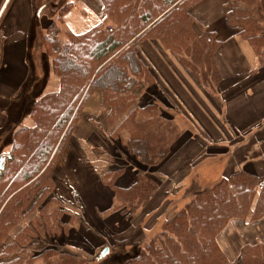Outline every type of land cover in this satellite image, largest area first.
Masks as SVG:
<instances>
[{"label": "trees", "instance_id": "obj_1", "mask_svg": "<svg viewBox=\"0 0 264 264\" xmlns=\"http://www.w3.org/2000/svg\"><path fill=\"white\" fill-rule=\"evenodd\" d=\"M203 0H101L104 25L67 39L52 24L44 39L57 92L32 103V128L14 133L0 176V264H85L83 258L47 249L37 253L33 240L66 235L71 218L53 196V171L71 138L79 113L90 94L99 91L108 107L106 121L113 141L124 140L127 155L146 171L158 167L178 140L173 121L155 105L135 107L143 88L155 80L137 54L145 41H155L190 71L211 95L221 78L214 63L220 42L212 33H199L191 14ZM226 19L264 65V0H224ZM68 10H60L62 16ZM124 171H106L102 184L116 201V211L130 220L145 208L157 190L143 172L121 187ZM194 186L187 189L192 191ZM195 195L165 220L160 232L124 264H264V243L245 245L229 261L217 238L232 219L255 222L264 217V176L234 172ZM69 216L68 223L63 217ZM25 220L29 223L25 224ZM126 242V241H125Z\"/></svg>", "mask_w": 264, "mask_h": 264}, {"label": "crops", "instance_id": "obj_2", "mask_svg": "<svg viewBox=\"0 0 264 264\" xmlns=\"http://www.w3.org/2000/svg\"><path fill=\"white\" fill-rule=\"evenodd\" d=\"M64 7L67 12L59 16ZM191 14L199 33H212L220 42L214 63L221 80L214 94L208 93L157 42L145 41L137 50L155 82L143 88L135 107L155 105L161 116L173 121L178 129V140L167 159L151 169L152 173L157 170L167 193L161 194L157 184L148 205L130 220L117 211L108 215L117 204L113 192L101 181L111 158L110 150L117 147L120 153L115 151V155L130 157L124 140L113 141L108 135L109 110L99 91L92 92L85 101L71 139L57 160L52 173L53 196L91 227L103 228L107 217L115 216L128 227L135 219L130 231H116L133 234L144 226L147 217L165 220L164 212L173 210L172 191L182 192L175 191L170 177L177 176L183 164L189 169L182 177L183 188L203 184L199 189L203 190L238 171L264 176V65L238 35L239 29L228 24L224 0H203ZM106 21L101 0H0V158L8 155L17 129L33 127L29 113L32 103L43 94L59 90L51 58L44 50L48 28L57 24L59 39L62 36L66 40L67 34L79 36L98 25L110 27ZM209 158L218 163L211 165ZM161 168L166 172L158 173ZM197 168L200 176L195 178ZM125 169L118 181L121 187L135 182L134 166ZM62 184L68 187L69 197ZM108 189L113 198L107 201L93 193L100 190L107 194ZM217 243L229 261L237 260L243 246L264 243V217L255 222L230 220Z\"/></svg>", "mask_w": 264, "mask_h": 264}, {"label": "rangeland", "instance_id": "obj_3", "mask_svg": "<svg viewBox=\"0 0 264 264\" xmlns=\"http://www.w3.org/2000/svg\"><path fill=\"white\" fill-rule=\"evenodd\" d=\"M106 23L108 24L109 21H106ZM111 28L112 25H110V27H106V26L103 27L106 33H110L109 30ZM60 38L61 41H65V38H62V36H60ZM30 75H32V73ZM33 93L35 92L33 91ZM78 120H79V116H78ZM94 125L101 126V123L95 122ZM108 129L110 128L108 127ZM115 151H118L120 153V150L117 147H115L113 151L110 150L111 158L109 159L108 168L106 169V171L109 170L112 171L117 169L118 170L122 169L124 171L126 170L125 168H127V166L128 167L134 166L135 176L139 172H143L150 177L156 174V176L154 175L155 176L154 178L152 177L151 178L156 182V184L160 185L161 194L167 193L168 190L166 187L163 186L164 183L163 181H161L162 178L158 176L157 170L156 173H152V171H149L148 169H146V171H143V169H141L139 165H137L133 160H131V158L127 159L125 156L124 157L121 156L119 158V155H115ZM132 161L134 162V164L132 163ZM207 161L211 162V165L213 163L215 164L218 163V162H213L211 158L207 159ZM181 166L183 167L177 170L178 175L173 178L172 177L170 178L173 179V182L175 183L174 184L175 191L181 189L182 192L179 194L172 191L171 196L173 199L171 200V205L173 207V210L168 214L167 212H164L166 217L165 220L169 219L173 214H175V212L181 210L185 206V204L194 197L196 193L195 191H199L200 188H203L202 187L203 184H201L199 180H198V184L201 185L198 186V188H196L194 184L191 185L189 184V186L183 188L182 177L188 172L189 169L188 166H186V164L185 165L183 164ZM160 172L163 173L166 171H164L161 168L158 170V173ZM169 172H172V170L171 171L169 170ZM215 173L216 171L214 172V174ZM196 176H200V173L198 172V168L194 171V177L197 178ZM191 186H194V189L192 191L187 192V189L190 188ZM62 187L66 188L65 190L69 197V193H68L69 191L67 189L68 187L66 185L64 186V184H62ZM70 188L72 189V186H70ZM94 192L95 195L96 196L99 195L103 201L110 200L111 197L113 198L112 192L109 189L107 190V194L102 193L100 190L98 191L95 190L93 191V193ZM61 194L62 193H60V195ZM72 199L75 198L72 197ZM113 212H116V206L113 210L109 211L108 215H112ZM165 220H163V218L162 220L161 219L158 220L155 217L153 218L147 217L145 218L144 226L143 227L141 226L139 229H135L133 234H129V233L124 234L123 232L122 234L121 233L118 234V232H116L118 230L122 231L128 229L127 231H130V229L133 228V225L135 224V219L132 222L130 221L129 227L131 228H129L127 225H124L122 221L120 222L119 218L117 219L115 218V216L111 218L107 217L103 222L104 223L103 228L101 227L99 229L96 226L91 227L90 225H88L86 219H84L83 217H81L80 219L78 217L77 218L73 217L71 218L70 227L65 232L66 235H62L58 237L55 236L38 237L33 240L34 242L33 250H35L37 253H40L41 251L47 249H57L63 253L81 256L83 258L82 260L85 261V264H124L126 261L135 257L144 248L145 244L150 240L152 236L160 232L161 226ZM69 221H70L69 216L63 217V222L68 223ZM24 222L25 224L29 223L28 220H25ZM106 249H108V253L104 257H101L102 252ZM34 264H41V260L36 261Z\"/></svg>", "mask_w": 264, "mask_h": 264}, {"label": "water", "instance_id": "obj_4", "mask_svg": "<svg viewBox=\"0 0 264 264\" xmlns=\"http://www.w3.org/2000/svg\"><path fill=\"white\" fill-rule=\"evenodd\" d=\"M4 162L5 158L1 157L0 158V174L4 171ZM108 253V249L104 250L101 254V257H104Z\"/></svg>", "mask_w": 264, "mask_h": 264}, {"label": "built area", "instance_id": "obj_5", "mask_svg": "<svg viewBox=\"0 0 264 264\" xmlns=\"http://www.w3.org/2000/svg\"><path fill=\"white\" fill-rule=\"evenodd\" d=\"M112 30L110 29L109 32H111Z\"/></svg>", "mask_w": 264, "mask_h": 264}]
</instances>
